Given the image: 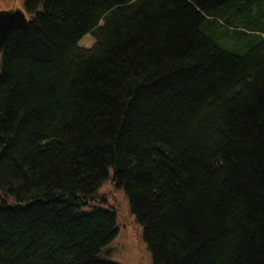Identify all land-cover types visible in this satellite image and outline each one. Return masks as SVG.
I'll list each match as a JSON object with an SVG mask.
<instances>
[{
  "label": "trees",
  "instance_id": "obj_1",
  "mask_svg": "<svg viewBox=\"0 0 264 264\" xmlns=\"http://www.w3.org/2000/svg\"><path fill=\"white\" fill-rule=\"evenodd\" d=\"M24 6L0 45V264H120L107 178L154 264H264V0Z\"/></svg>",
  "mask_w": 264,
  "mask_h": 264
},
{
  "label": "rangeland",
  "instance_id": "obj_2",
  "mask_svg": "<svg viewBox=\"0 0 264 264\" xmlns=\"http://www.w3.org/2000/svg\"><path fill=\"white\" fill-rule=\"evenodd\" d=\"M11 8L24 10V0H0V9ZM93 41V37L87 33L78 44L89 46ZM101 197L106 201L96 202L115 210L117 225L116 235L106 246V257L120 264H154L151 251L143 236L142 225L131 212L124 190L115 187L111 179L107 178L96 192V198Z\"/></svg>",
  "mask_w": 264,
  "mask_h": 264
},
{
  "label": "water",
  "instance_id": "obj_3",
  "mask_svg": "<svg viewBox=\"0 0 264 264\" xmlns=\"http://www.w3.org/2000/svg\"><path fill=\"white\" fill-rule=\"evenodd\" d=\"M26 21V14L22 9H0V45L11 30L23 26Z\"/></svg>",
  "mask_w": 264,
  "mask_h": 264
}]
</instances>
